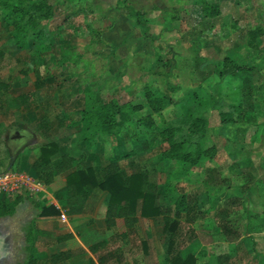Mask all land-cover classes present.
<instances>
[{
	"label": "rangeland",
	"instance_id": "obj_1",
	"mask_svg": "<svg viewBox=\"0 0 264 264\" xmlns=\"http://www.w3.org/2000/svg\"><path fill=\"white\" fill-rule=\"evenodd\" d=\"M34 1L53 6L49 19H41L39 27H45L49 33V23L51 33L59 35L48 43L47 50L41 51L37 41L21 51L18 55L23 58V53L25 61L19 62L17 56L10 55L3 68L0 67L3 78L16 81L17 77H24L19 73L21 67L32 69L33 64L41 65L40 69L47 75L46 82L53 83L50 93L57 92L59 98L70 102L60 103L51 109L52 113L67 107H71L72 113L79 112L89 90L100 93L107 101L140 103L144 107L147 88L166 93V101H172L161 113L153 115L156 125L148 131L150 148L132 158L157 183L162 204L173 203L176 193L181 191L194 195L193 201L198 203L196 219L188 223L184 214L178 219L183 230L179 238L181 252L186 255L200 251L204 264H215V259L224 258L230 246L241 264H258L264 260V254L261 256L259 251L264 249V241L254 243L249 236L256 226L264 231V216H260L264 207L259 198L264 193V166H261L264 162V0ZM206 4L214 6L211 14H215L209 11L207 15ZM126 5L133 6L135 13H130ZM1 15L0 10V45L11 53L17 52L19 49L11 37L13 29ZM259 28L261 34L251 33ZM239 65L252 69L232 74ZM241 73L251 78L250 87L244 86ZM244 93L250 94L251 103L246 120L223 123L221 111L230 108L235 100L232 96ZM76 101L82 108L74 107ZM188 109L204 118L201 128L208 131L206 146L216 143L218 153L212 161L185 171L186 164L163 157L158 131L181 119ZM149 112L146 106L138 116ZM191 130L187 129V133ZM142 131L128 124L122 129L119 141L108 137L106 157L117 155L127 167L131 157L122 155L139 146ZM181 135V132L177 134ZM231 163L239 167L230 171L227 165ZM215 167L229 180L222 184L218 180V185L205 187L203 183L212 179ZM245 172H253L255 177L260 175L263 182L257 186L261 193L245 192L244 181L257 182L255 178L243 179L241 175ZM235 199L238 204L231 209L230 203ZM223 210L230 211L226 221L241 233L239 244L225 242L218 215ZM149 223L154 228L149 239L154 242L160 239L162 243V247L154 244V253L162 256L163 264H168L166 250L171 234L165 232L162 217H152ZM141 231L140 227L130 237L136 253L141 251V240L145 237ZM253 235L255 238L256 234ZM128 241H124L126 248ZM209 242L213 244L210 246ZM208 255H212L209 261Z\"/></svg>",
	"mask_w": 264,
	"mask_h": 264
},
{
	"label": "trees",
	"instance_id": "obj_2",
	"mask_svg": "<svg viewBox=\"0 0 264 264\" xmlns=\"http://www.w3.org/2000/svg\"><path fill=\"white\" fill-rule=\"evenodd\" d=\"M52 7L51 4L34 0H0L2 20L8 27L13 29L11 37L17 49L24 50L37 41L40 42L41 51L49 48L48 43L53 42L59 33L52 34V26L49 23H47L49 33L46 32L45 27L40 28L39 26L41 19H49L50 14H52ZM213 7L209 4L205 5L207 15H209V11L211 14ZM125 8L130 13H135L133 6L126 5ZM212 14L215 13L212 12ZM251 33L259 35L261 34V28L251 31ZM7 52H10V50L0 45V67ZM248 69L250 70L252 67L239 65L238 71L232 74L240 73L241 70L244 72ZM241 75L244 86L250 87L252 84L251 78L244 73H241ZM10 88V83L4 80L0 73V94L8 92ZM166 96L163 91H153L151 88H147L146 106H148L150 112L140 117L138 112L146 107L143 104L119 103L114 99L107 101L100 93L93 90L85 93L80 119V122L84 125L83 144H90L101 136L111 137L113 140L117 139L119 141L122 129L128 124L143 129L142 133L139 134V146L132 147L130 151L122 155L127 158L131 157L127 167L122 165L117 155H111L99 170V175H97V170L93 166L72 171L67 176L65 188L58 194L60 203L63 207H66V205L85 202L97 187L109 192L106 226L108 229H114L115 231L111 237L105 238L91 247L99 264H107L111 260L122 262L124 253L120 242L129 238L141 222L147 227L151 217H162L165 232L171 234L166 250L168 264H198L194 253L183 255L179 242L183 230L178 219L183 214L185 221L188 223L194 222L196 219L198 203L193 201L194 195H190L187 191H181L176 193V200L173 203L169 205L162 204L157 183L152 181L142 165L135 158H132L138 152L150 148L149 141H147L148 131H152L156 125L153 115L161 113L172 101H166ZM187 96H191V93ZM192 96H195V93ZM232 98L235 100L230 103V108L222 110L220 113L221 120L225 124L244 122L250 110L249 93L246 95L245 93L242 95L237 94ZM203 119V117L197 116L193 109H188L181 119H177L168 127L160 129L158 137L163 145L158 146L163 157L176 163L186 164L185 171L194 169L199 164L204 165L206 161H212L218 153V146L216 143L206 146L208 131L201 128ZM189 128L192 130L188 134L187 129ZM179 132L182 133L181 137L177 136ZM165 143L168 144L166 148L164 147ZM57 149L58 145L54 142L43 146L42 155L34 163L31 172L51 187L54 186L58 175L71 169L75 163V159L68 155H64L59 161L52 163L51 157ZM216 168L218 167L214 168L212 179L204 181L205 187H210L213 184L218 185V180H220V184L229 180L222 176ZM16 204V202L10 203L9 199L6 198L0 199V216L12 215L16 211ZM237 204V199H235L229 207L233 209ZM51 211L58 212L54 207L45 212ZM218 215L227 241L235 242L239 240L241 233L234 230L226 221L230 211L223 210ZM111 245H115V247H111ZM27 250L29 253L27 264H35L36 255L33 246L30 245ZM93 264L97 263L93 260Z\"/></svg>",
	"mask_w": 264,
	"mask_h": 264
},
{
	"label": "crops",
	"instance_id": "obj_3",
	"mask_svg": "<svg viewBox=\"0 0 264 264\" xmlns=\"http://www.w3.org/2000/svg\"><path fill=\"white\" fill-rule=\"evenodd\" d=\"M21 51L23 50L7 52L1 67L3 68L10 55L17 56L19 62L25 61L23 53V58L18 55ZM40 66L33 64L32 69L21 67L19 73L24 77H17L16 81L7 80L1 74L2 78L10 83L11 88L8 92L0 94V171L8 168L10 162H14L20 169L32 172L34 163L42 155V147L50 142L58 145V149L51 157L52 163L59 161L64 155L75 159V163L71 169L58 175L53 187L47 185V190L37 195L16 198L0 196V199L6 198L10 203H17L16 211L12 215L0 216V264H27L29 259L27 247L30 245L35 251V264H93V260L99 264L91 247L111 237L115 231L106 226L109 192L97 187L85 202L66 205V207L60 203L58 194L65 188L67 176L72 171L93 166L99 175V170L107 160L106 152L108 151L105 143L108 142V137L101 136L90 144H83L84 125L80 122L81 110L72 113L71 107L69 109L67 107L58 113L51 112V109L56 108L60 103L70 104V102L63 97L59 98L57 92L50 93L49 89L53 83L46 82L47 75H44ZM26 76L27 80L24 79ZM29 78H32V82H28ZM76 102L74 107L82 108L79 102ZM12 130H19L15 136L20 142L17 149H12L9 144ZM23 132L27 135L25 136ZM262 165L264 166V162L261 163ZM227 166L230 171L239 167L235 163ZM259 176L255 177L253 172H245L243 176L241 175L243 179L248 178L251 181L254 178L257 179L255 183H248V181L242 183L246 193L253 191L261 193L257 185L260 186L263 181H260ZM260 197L263 208L264 193L259 195ZM52 207L58 212H45ZM62 212L67 215L66 221L61 219ZM263 212H260V216H264ZM246 220L248 221V218ZM141 223L142 225L139 224L130 236L134 237L140 227L142 228L141 233H145V237L141 240V251L136 253V247H133L134 240L131 241L129 237L127 238L129 239L128 248L124 245L127 239L120 242L124 253L123 261L111 260L107 264H163L162 256H156L153 248L154 244L155 247L159 244L162 247L160 239L155 242L150 240L149 235L154 228L152 229L151 223L147 227L143 222ZM261 230L263 228L258 229L256 226V230L252 229V233L249 234L254 243L256 240L264 241V231ZM253 234H256L255 238ZM239 241L227 242L226 240L225 242L234 245L239 244ZM212 244V242L208 243L210 246ZM259 251L262 252V256L264 249ZM195 255L199 264L205 263L204 259L200 260V251H197ZM208 257L207 261L212 255ZM221 258H216L215 264H241L230 246L224 258ZM260 262L258 264H263L264 260Z\"/></svg>",
	"mask_w": 264,
	"mask_h": 264
},
{
	"label": "built area",
	"instance_id": "obj_4",
	"mask_svg": "<svg viewBox=\"0 0 264 264\" xmlns=\"http://www.w3.org/2000/svg\"><path fill=\"white\" fill-rule=\"evenodd\" d=\"M10 162L9 167L0 171V196L10 198L37 195L47 190V184L30 171L17 167ZM61 219L67 220L66 213H61Z\"/></svg>",
	"mask_w": 264,
	"mask_h": 264
},
{
	"label": "water",
	"instance_id": "obj_5",
	"mask_svg": "<svg viewBox=\"0 0 264 264\" xmlns=\"http://www.w3.org/2000/svg\"><path fill=\"white\" fill-rule=\"evenodd\" d=\"M19 133V130H12L9 136V144L11 146L12 149H17L18 145H19V138L16 139V135ZM23 134L26 136L27 134L25 132H23Z\"/></svg>",
	"mask_w": 264,
	"mask_h": 264
}]
</instances>
